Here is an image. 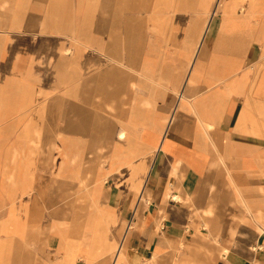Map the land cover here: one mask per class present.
Returning a JSON list of instances; mask_svg holds the SVG:
<instances>
[{"label": "crops", "instance_id": "obj_1", "mask_svg": "<svg viewBox=\"0 0 264 264\" xmlns=\"http://www.w3.org/2000/svg\"><path fill=\"white\" fill-rule=\"evenodd\" d=\"M215 3L199 34L177 37L184 65L175 73L163 47L153 61L140 58L135 16L126 31L110 25L98 47L83 46L88 92L57 95L52 121L33 127L38 144L66 145L51 182L58 198L40 189L41 200L9 209L0 264H264V0ZM12 177L22 196L42 187ZM59 198L70 206L57 219L50 208L43 227Z\"/></svg>", "mask_w": 264, "mask_h": 264}, {"label": "rangeland", "instance_id": "obj_2", "mask_svg": "<svg viewBox=\"0 0 264 264\" xmlns=\"http://www.w3.org/2000/svg\"><path fill=\"white\" fill-rule=\"evenodd\" d=\"M215 6V0H0V222L8 217L11 207L19 208L22 201L41 200L40 189L45 191L46 199L58 198L51 182L57 179L56 164L68 159L66 145H62L58 136L57 144L62 146H55L53 155H48L49 144L35 141L33 127L45 118L52 121L53 100L57 95L65 96L72 89L85 95L88 92L87 73L81 66H86L82 60L87 59L91 50L88 47L83 50V46L98 47L110 25L117 27L119 33L126 31V20L135 16L142 23L138 30L140 58L153 61L163 47L166 70L175 73L184 65L183 44L176 41L177 37L195 31L199 34ZM220 10L221 7L215 19ZM194 18L198 19L195 30L188 27ZM61 54L66 56L60 57ZM187 63L186 76L190 69ZM72 73L74 76L69 79ZM24 91L31 92L26 102L13 99ZM70 108L71 102H67L63 113ZM53 139L51 136L49 141ZM39 158H50L51 166L37 165ZM16 175L37 180L42 187L32 186L31 192L22 196L23 186L13 182L12 176ZM112 175L108 185L113 182ZM62 200L59 198L58 204L44 209L43 227L53 220L50 208L57 209L54 217L57 219L70 206ZM129 209L131 219L133 208ZM130 224L127 223L125 231ZM46 248L43 260L52 252L50 246ZM82 263L78 259L75 264Z\"/></svg>", "mask_w": 264, "mask_h": 264}, {"label": "bare ground", "instance_id": "obj_3", "mask_svg": "<svg viewBox=\"0 0 264 264\" xmlns=\"http://www.w3.org/2000/svg\"><path fill=\"white\" fill-rule=\"evenodd\" d=\"M207 35V34H206ZM167 78H169V77H167ZM163 94V93H162ZM164 94H165V92H164ZM163 94V95H164ZM148 103V102H147ZM145 105H147V104H145ZM148 105H150V104H148ZM49 132H50V130H48ZM122 133V132H121ZM144 133H145V131H144ZM50 134V133H49ZM118 134V133H117ZM125 134V133H124ZM147 134V133H146ZM146 134H144V135H146ZM88 138V137H87ZM123 138V137H122ZM87 140V139H86ZM80 141V140H79ZM88 141V140H87ZM87 143V142H86ZM49 147L47 148V149H49V150H53V145L50 147V144L48 145ZM85 147H86V145H85ZM164 153V152H163ZM161 158V157H160ZM74 159V158H73ZM74 161H75V159H74ZM82 168V167H81ZM78 177V176H77ZM117 182V181H116ZM115 183V182H114ZM86 186V182L85 181H81L80 182V184H79V188L80 189H84V187ZM114 187V186H113ZM119 188V187H118ZM115 189V188H114ZM147 189V188H146ZM105 191V190H104ZM177 193V192H176ZM147 195V194H146ZM172 197V196H171ZM173 197H178V195H176V194H173ZM146 198V197H145ZM149 198V197H148ZM108 200V199H107ZM136 208V207H135ZM10 214H12L11 212H10ZM10 221H12V220H10ZM11 224V223H10ZM12 225V224H11ZM118 234H119V232H118ZM25 246V245H24ZM114 250V249H113ZM112 250V251H113ZM118 251H117V249L115 250V253L116 254H118L117 253ZM126 255V254H125ZM175 255V254H174ZM161 256V255H160ZM195 256V255H194ZM124 257V255L122 256V254H121V256L119 257L120 259H122ZM162 257V256H161ZM160 257V258H161ZM196 257V256H195ZM119 258H118V260H119ZM159 258V257H158ZM174 258V257H173ZM145 260V259H144ZM165 260V259H164ZM159 261V260H158ZM163 262V261H162ZM165 262V261H164ZM168 262V261H167ZM155 263V262H154ZM159 263H160V261H159ZM172 263V262H171ZM58 264H69V262L68 261H63V262H59ZM152 264V263H151Z\"/></svg>", "mask_w": 264, "mask_h": 264}]
</instances>
